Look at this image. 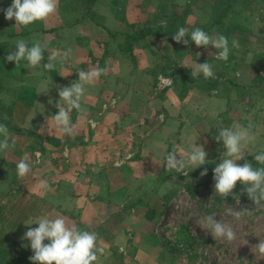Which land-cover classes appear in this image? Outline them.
I'll list each match as a JSON object with an SVG mask.
<instances>
[{
    "label": "crops",
    "instance_id": "0c3cea01",
    "mask_svg": "<svg viewBox=\"0 0 264 264\" xmlns=\"http://www.w3.org/2000/svg\"><path fill=\"white\" fill-rule=\"evenodd\" d=\"M102 1L93 8L101 18L99 24L87 21L67 26L57 5L56 13L38 21L36 27H15V19L9 21L4 16L13 0H0V114L11 124L9 142L15 140L14 148L0 152V230L17 244L28 245L30 242L22 237L28 227H38L24 225L28 220L62 216L69 226L80 225L97 233V247L103 253L94 264H161L155 257V235L167 224L178 194L172 183L161 177L166 154L171 148L186 158L195 144L203 146L208 154L206 160L215 154L222 156L223 144L217 143L215 136L226 128L220 119L227 105L217 91L207 96L195 89L188 91L181 104L170 91L165 92L164 100L159 99L156 92L162 95L161 90L169 85L157 83L161 64L155 56L157 48L163 52L160 42L164 43L165 38L146 36L152 44L143 40L130 52L128 42L133 33L126 25L130 22L135 34L147 26L144 19L131 21L128 11L135 10V18H143V3L129 0L105 6ZM99 6L108 13L100 14ZM119 6H126V13ZM116 8L123 12L127 24L116 18ZM21 39L29 46L35 40L47 44L42 64L53 50L63 54L71 49L70 58L51 72L42 68L29 70L23 67L26 61L16 67L6 56L15 51V42ZM166 42L172 55L186 49L184 44L177 49L178 43ZM96 66L106 71L87 86L82 101L87 116L81 117L73 110L75 130L72 135H62L50 119L58 112V91L77 81L78 71ZM41 72L43 75L38 74ZM149 91L152 96H148ZM164 101V107L173 104L174 113L164 125L150 126L152 120L147 118L152 111L158 114L164 109ZM2 108L10 110V115ZM146 121L150 127H146ZM0 124L5 125L1 119ZM237 124L233 122L228 127ZM41 127L45 129L43 133L39 131ZM252 132L256 139L244 149L245 160L252 151L264 150V136L256 130ZM24 157L32 170L20 179L15 169ZM41 181H47V190L39 187Z\"/></svg>",
    "mask_w": 264,
    "mask_h": 264
},
{
    "label": "rangeland",
    "instance_id": "374dc122",
    "mask_svg": "<svg viewBox=\"0 0 264 264\" xmlns=\"http://www.w3.org/2000/svg\"><path fill=\"white\" fill-rule=\"evenodd\" d=\"M128 1L129 0H103L102 5H117L120 4V2L125 3ZM137 1L143 3L142 7L145 10L143 18H135V13L137 11L129 10L130 20L143 21L144 19L147 28L151 29V26L154 25L152 26L153 30L159 29L161 32L166 33L162 34L165 36L160 38H165L166 41L171 42H173L172 37L174 33L180 27L189 29V32L197 27L204 28L205 31L206 27L204 25H208V22H210L214 16L211 14L213 12L221 13V10H224L225 7V5H222L218 0L215 2L210 0L213 4H211L209 0H130L131 3ZM239 1L238 6L236 5L225 9L226 12L229 10L231 13L227 14L225 16L226 18L222 20L221 27L219 25L206 30V32L211 35L222 34L226 36L229 40L230 48L233 39H236L240 45L238 49H231L233 52H230V54L231 56L233 55L234 61L229 59L226 62L224 61L223 65L228 67V70L226 72L217 73L216 77L212 79L214 82L211 87L214 88H212L213 91L211 95L214 91H217L219 96L221 95L225 98L228 109L225 115H221L220 120L223 127L225 126L227 128L233 122H239L240 125L245 127L249 123H252L254 125L252 130H256L259 135L262 134L264 136V70L263 66L262 68H257V74L259 76L254 79V67H251L250 62L251 53L253 54L252 51L262 53L261 47H264V42L263 44L258 42L256 47H252L251 44V42H256L254 38L264 37V27H261L264 25V0H248L249 4L247 6L250 10L249 12H251L250 15H248V11L245 10L240 13L238 9L242 7L246 0ZM202 4L203 9L201 7ZM126 6L119 7L126 13ZM235 9L236 11H234ZM97 11L100 14H106L105 12L108 13L104 6H99ZM258 13L261 15H258ZM215 19L216 18H214V20ZM69 22H72L70 18ZM129 23L128 25L130 26L131 24ZM128 25L126 26L128 27ZM232 25L242 26V28L246 30L242 33L235 32V29L233 32H228V29H231ZM219 27L220 31H218ZM128 30L129 33H134V27L133 30ZM247 32L253 36V39L247 35ZM166 41L164 43L160 42V46L162 45L163 47V52L157 48L158 53L160 52L161 55L160 53H156V59L159 60V63L163 62L165 59L178 61L176 69L193 79L190 82L192 86L188 88L187 93L189 90L195 89L205 94L195 86L202 84L200 81L203 79V75L201 74L196 78H192L191 71L194 69L196 63H209L211 60H215L216 50L211 47L205 49L195 46L193 49L197 48L196 51H192L193 49L187 51L184 48V51H179L177 53L180 55V53L186 52L188 55L178 59L179 57L177 58L175 54H170L171 47ZM179 44L177 45L178 47H176L177 49L181 47ZM197 53H200L199 57H196ZM218 62L220 63L221 61L218 60ZM159 67L161 68L158 72L161 75L157 78L158 85L161 81L162 84H164V79H170L172 83L165 86L162 90L160 88L162 95L156 92V96L164 100L165 92L167 93L170 91L176 95L181 104L185 100L187 93L183 99H180L183 94H180L176 89L172 88V70L162 68V65ZM160 78L161 80H159ZM231 81H233L234 86L229 84ZM250 87H256V89L251 90ZM150 91L148 96H152ZM153 96L155 97V95ZM227 100H229L228 103ZM165 104L166 101L163 102L162 107L164 109L158 112L159 115L157 112H151L150 110L152 116L147 118V121L152 120V123H154H151L150 126L156 124H158V126L161 124L164 125L165 119L167 117L170 118L169 115L174 113L171 112L173 104H168V106H166L169 108L164 107ZM180 104H177L176 108H179ZM2 109L6 114L8 110L6 108ZM147 121L146 127H150ZM158 126L156 129L160 128ZM170 151H172L171 148H169V152ZM178 153L180 154L181 152ZM251 153H253V156L259 154L255 151ZM222 158L223 155L216 156L215 154L213 158L207 160L205 165L197 168L200 173L204 171L205 168L207 169V175L203 177H191L189 172L194 170V168L188 169V172H186L187 175L185 176L174 170L167 171L164 166V172L162 171L161 177L164 182H168L169 184L171 182V187L174 189L173 191L178 194L174 199V201L177 202L171 204V206L174 207L167 224L155 235L157 240L154 247L155 257L159 259L161 264H264V258L259 256L256 249H253L259 244L260 240H264V206H256L248 197L242 198L239 196L240 202L237 204L236 200L233 198L222 201L219 195H215L212 172L216 164L220 163ZM200 181L204 183L201 184ZM189 190L192 191L193 194H191ZM219 197L221 199H219ZM227 207H231L234 211L244 209L247 210V212L244 213L239 221H236L232 216L227 214ZM208 215H214L217 222L222 220L224 223L231 225L237 234V238L231 244L224 240H215L206 228H202L204 225L203 217ZM14 229L15 225H13L12 230ZM245 241H247V243H245ZM21 244L22 245L18 244V246L25 247L28 252L33 253L30 243H28V245Z\"/></svg>",
    "mask_w": 264,
    "mask_h": 264
},
{
    "label": "clouds",
    "instance_id": "9594fccd",
    "mask_svg": "<svg viewBox=\"0 0 264 264\" xmlns=\"http://www.w3.org/2000/svg\"><path fill=\"white\" fill-rule=\"evenodd\" d=\"M58 0H13L10 7L4 10L6 20L15 19V27H28L35 22L44 21L54 15L57 11ZM176 43H183L187 46L190 42L194 43L197 48H213L216 50L217 60L227 61L232 48L238 49L239 42L233 39L231 48L229 40L222 34L211 35L203 29L197 27L189 32V29L180 27L173 35ZM47 44H41L35 40L31 46L28 42L21 39L15 42V51L6 56L8 62H14L16 67L23 64V67L29 70L42 68L44 71L51 72L57 68V65H63L71 55V49L63 54L53 50L47 56V62L42 64L45 59V50ZM200 53L196 54L199 57ZM106 69L99 66L90 70H80L77 72L79 79L72 82L69 86L62 87L58 91L59 100L56 103L57 114L50 117L53 121L54 128L62 135H72L75 125L71 120V113L75 110L81 117H86L87 113L82 107V101L87 93V86L93 85L105 73ZM43 75V72L38 73ZM203 75L204 79L214 78L213 66L208 63H196L191 71V77L196 78ZM165 84L172 83L171 80L164 79ZM51 103V101H49ZM91 123V122H90ZM254 125L249 123L246 127L243 125H234L232 127L220 129L215 136L217 143L223 144L224 152L220 163L216 164L213 169L214 193L226 200L240 182L248 198L256 206H264V150L254 156L259 167L245 160L244 149L256 137L252 132ZM41 133L45 131L43 127L39 129ZM11 134L6 125L0 124V152H5L15 147V140H11ZM67 154V151H66ZM39 153L37 156L39 157ZM207 152L203 146L193 144L191 150L187 151L186 158L178 156L175 150L166 154L165 168L167 171H176L187 175L186 168H200L207 163ZM237 161H245L242 165ZM36 163H40L37 159ZM31 166L28 158L24 157L16 164L17 177L23 179L31 172ZM201 177L207 175V169L200 173ZM39 187L47 190V181H41ZM163 190L161 195H163ZM244 193H240L243 195ZM232 198L239 204V195H233ZM228 215L239 221L247 210L241 209L234 211L231 207L226 208ZM214 215L203 217L204 225L215 240H224L231 244L237 234L233 227L224 223L222 220L217 222ZM37 224V228L28 227L22 239L30 242L33 255L30 257L31 264H94L98 261L99 254L103 253L102 248L97 247L98 235L95 232L81 230L75 225L69 226L66 218L57 216L49 218L41 216L40 218L28 220L24 225L30 226ZM47 241L48 243H45ZM247 243V241H245ZM256 249L259 256L264 258V240H260Z\"/></svg>",
    "mask_w": 264,
    "mask_h": 264
},
{
    "label": "trees",
    "instance_id": "16d2710c",
    "mask_svg": "<svg viewBox=\"0 0 264 264\" xmlns=\"http://www.w3.org/2000/svg\"><path fill=\"white\" fill-rule=\"evenodd\" d=\"M101 1L102 0H58V13L61 16V20H63L64 24L67 26H75V25H79V24H81L83 22H87V21L88 22H94L95 24H99L98 21L101 18L99 17V15H97V13H95L93 8L96 4L100 3ZM213 1L215 2L217 0H213ZM218 1L222 5H225L224 10H221V13L213 12L211 14L212 16L213 15L214 16L212 17L211 21L208 22V25L207 24L204 25L206 27L205 28L206 30L208 28H211L214 26L220 25V27H221L222 26V20L224 18H226L225 16L227 14L231 13V11L229 12V10L226 12L225 9L232 7V6H236V5L238 6L239 0H218ZM209 2L211 4H213V2H211L210 0H209ZM248 4H249V1L246 0L243 3L242 7H239L238 10L240 11V13H242L245 10V11H248V15H250L251 12H249L250 10L247 6ZM189 6H191V5H189ZM201 7L203 9V4ZM115 11H116V13H115L116 18H121L122 22L127 24V22L124 19L123 12H119L117 10V8L115 9ZM234 11H236V9ZM258 15H261V14L258 13ZM69 18L71 19L72 22H69ZM214 18H216V19L214 20ZM38 24H39V22H35L30 26L36 27ZM128 27H129V29L133 30V27L131 25L130 26L128 25ZM220 27L218 28V31H220ZM201 29L204 30V28H201ZM234 29H235V32H241V33L245 32V30H246V29L242 28V26L232 25L231 29H228V32H233ZM162 34H166V33L161 32V30H159V29L153 30V29H149L147 27L145 29H143L140 33L130 34L131 36H130V40L128 42L129 51L132 52L133 46L138 42L146 41L147 44H152L151 41H148L146 36H153V37H155L156 40H159L160 37L165 36ZM247 35H249V37L253 39V36L251 34L248 33ZM254 40L256 42H251L252 47H256L258 42L263 44L264 37H262V38L257 37V38H254ZM194 47H195V44L190 42L186 46V50L190 51ZM261 48H262V53H256V52L252 51L254 54V57L252 58V60L250 62H251V67H254V72H255L254 79H256L259 76L257 74V68H260V67L262 68V66H263V70H264V47H261ZM196 50H197V48L193 49L192 51H196ZM231 52H233V51H231ZM159 53L157 51V54H159ZM160 55H161V53H160ZM186 55H188V54H186V52H183V53H180V55L177 54L175 56L177 58L179 57L178 59H181ZM229 60L234 61L233 55L232 56H231V54L229 55ZM177 63H178V61L165 59L160 64L163 66V68H165L167 70H172V75H173V87L172 88L176 89L180 94H183L180 98V99H183L187 93L188 88H190V86H192V83L190 84V82L193 79H191L189 76L183 74L182 71L176 69ZM209 63L213 66V71L215 74L214 77H216L217 73L226 72L228 70V67L223 65L224 61H221L219 63L218 60L215 59V60H211V62H209ZM234 76H232V77H234ZM212 79L213 78L204 79V77H203V79L200 81L202 84H200L199 86L198 85H195V86L201 92H204L207 95H211V92L213 91L212 88H214V87H211V85L214 82V81H212ZM229 84H231V86H234L233 81L229 82ZM191 88H193V87H191ZM228 102H229V100H227V103ZM1 112L2 111L0 109V113ZM6 112H7V115H10V110H8ZM0 119L8 128L11 127L10 122L3 119L1 114H0ZM246 161L251 163L253 165V167H259V165L255 161L253 155L247 156ZM162 171L164 172V167H163V169H161V172H160L161 174H162ZM189 175H191V177H195V176L201 177L200 171L198 169L192 170L191 172H189ZM200 183L203 184L204 182L200 181ZM189 192L191 194H193L192 191L189 190ZM240 193H244V194L240 195ZM233 195H239L242 198L248 197L246 192H244L243 186L241 185L240 182H237V185L233 190V194L229 195V197L227 199L230 200ZM219 199H221V198L219 197ZM221 200L224 201L223 199H221ZM77 228L87 231L86 228H83L80 225L77 226ZM32 255H33V253L28 252L25 247L18 246V244L9 235L0 231V264H31L30 257Z\"/></svg>",
    "mask_w": 264,
    "mask_h": 264
}]
</instances>
